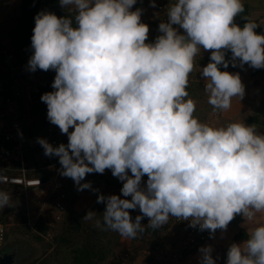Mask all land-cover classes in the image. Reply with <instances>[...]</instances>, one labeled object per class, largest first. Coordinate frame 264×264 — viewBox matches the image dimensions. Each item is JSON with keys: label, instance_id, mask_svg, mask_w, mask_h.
<instances>
[{"label": "clouds", "instance_id": "clouds-1", "mask_svg": "<svg viewBox=\"0 0 264 264\" xmlns=\"http://www.w3.org/2000/svg\"><path fill=\"white\" fill-rule=\"evenodd\" d=\"M136 3L59 0L72 16L35 15L27 67L55 72L54 91L40 100L48 121L68 140L55 148L43 138L37 143L45 156L59 158L60 174L78 191H98L81 181L106 169L122 182L120 194L130 199L98 195L105 210L96 227L135 239L175 217L213 238L237 215L251 221L264 213V133L244 122L202 123L187 91L189 76L195 57L210 51L199 73L207 81L208 104L229 110L245 87L239 73L220 68L264 69V35L256 34L254 22L234 23L244 12L242 0H175L167 22L158 25L161 35L146 43L150 29L141 22L143 10H130ZM150 6L156 7L155 0ZM10 200L0 191V209ZM137 208L142 215L133 221L129 210ZM96 215L88 211L83 220ZM198 251L199 264H216L211 246ZM226 264H264V224L242 244L229 246Z\"/></svg>", "mask_w": 264, "mask_h": 264}, {"label": "trees", "instance_id": "trees-1", "mask_svg": "<svg viewBox=\"0 0 264 264\" xmlns=\"http://www.w3.org/2000/svg\"><path fill=\"white\" fill-rule=\"evenodd\" d=\"M243 5L244 12L237 16L234 20V23H236L240 27H243L244 23L246 22H251L249 19L248 5L246 3H243ZM40 11L53 13L57 17L73 15L72 9L69 10L68 8H62L59 5V0H20V3L18 5V16L16 23L6 31V34L5 36H3V38H0V44L4 47H7L9 51L15 56L16 61L20 64L28 62L29 58L32 55L31 36L33 34L32 30L35 26L34 17ZM255 32L256 34L264 35V27L259 26L255 29ZM205 55V57L198 56L195 58L196 67L193 71L197 75H199L201 69L210 62V51H208ZM230 57L231 53H226L225 58L230 59ZM244 66L250 70L251 76H256L263 71V69H253L247 64H245ZM220 70L228 71L229 73H235L236 71L234 67L231 66V64H229V67L227 69L221 67ZM0 71H4V68L1 67V65ZM1 73L2 72H0V74ZM32 73L44 76V80L35 85L37 91L33 95V98L34 101L38 102V104L32 105V108L30 110V116L36 117L37 113L40 110H45L42 107L46 104L41 102L40 97L42 94L52 91L51 85L53 83L55 74L49 73L48 76V71L45 72L39 69ZM258 83L259 82L257 80L255 84ZM193 89L194 88L192 84L189 83L187 91L189 93H193ZM197 109L198 105H196V110ZM260 117L261 116L258 113L254 115H247L246 122L248 126L255 125L257 130L259 132L261 131L262 133L264 131V119L261 120L259 119ZM42 122L45 123L46 121L44 120ZM48 122H46L45 124H47ZM45 124H43V126H36L35 128L31 129H40L44 127ZM62 138L65 137L62 136ZM0 146L7 147V144L0 141ZM27 157L29 158V160H32L33 154L30 153ZM58 161L59 158L56 156L48 157V160L42 163L35 161L33 163L35 167L33 173H27L26 176L28 178L39 179L43 183H45L54 176L56 171H62L61 165ZM51 163L53 164V166L48 167ZM5 165L6 161L0 158V167H3ZM10 165L13 169L19 166V164L13 162ZM13 169L5 170L0 168V174L14 175L16 174V172ZM93 174L95 175L96 173ZM107 174V177H105V182L107 184H111V181L108 178H114L117 181V183L113 185V190L110 195L119 196L120 189L122 188V182L113 177L110 170L107 171ZM98 177H103V175L98 174ZM62 178L60 180L62 182V186L59 189V192L64 194V198L62 199L63 210L59 212L61 215L58 217L59 220L55 223V227L53 228V238L50 241H47V243L43 244L44 255L34 258L32 259V261L26 262L25 264H131L143 252H145L146 254V264H162V260L166 258H169L171 261L177 260L170 257L171 253L169 250H176L177 245L186 236L187 229L184 224H182L181 222H177L172 218H169L168 222L165 225L156 230H153L149 227H146L148 224L147 217L143 218L141 224L142 226L146 227V231L143 234H138L135 239L126 238L128 239L127 242L129 249H127V252L124 254V256L127 257V260L122 261L119 259V254L120 252H122L121 243L124 237L111 230H103L102 228L95 226L96 220H100L101 224L103 223V212L105 210V204L97 203L96 199L95 201H92L90 205L81 207L80 210H75L73 207L74 202L66 198L63 187L64 179ZM142 179H145V181H147V176H144ZM11 188L15 189V196L11 197L12 200H10L9 205L6 208L0 209V225L3 226V224L6 223V218L9 216V214L14 213V209L16 208L17 211L15 213V216L17 217V220H19L23 224L24 233L29 236V239L40 242L43 241L47 234V231L50 229L48 221L43 220L42 218L36 219L34 223L35 233H31L29 231L30 227L27 225L28 218L23 204L24 196L21 193V191H23V188L16 185H0V190ZM77 192L79 191L77 190ZM91 194L92 196L103 195L107 197V194L104 195V191L101 192V190H92ZM126 199H130V197H127ZM16 203L18 204V206L14 205ZM88 211H92L97 214L96 216H94L93 220H83V217ZM129 212L133 221L135 220V217L137 215H142L139 212L138 208L136 210H129ZM236 217H239V215H237ZM206 231L207 230H205V232ZM207 234L209 235L208 231ZM4 239H6L5 230ZM197 246L198 245H196L192 250L184 252L182 256H185L186 254L194 251ZM155 257H158L162 260L156 261ZM225 263L226 261L224 262V264ZM216 264L221 263L216 262Z\"/></svg>", "mask_w": 264, "mask_h": 264}, {"label": "rangeland", "instance_id": "rangeland-1", "mask_svg": "<svg viewBox=\"0 0 264 264\" xmlns=\"http://www.w3.org/2000/svg\"><path fill=\"white\" fill-rule=\"evenodd\" d=\"M20 0H0V38L5 36L6 31L10 29L17 21L18 16V5ZM175 3V0H155L156 7L150 6V0H137V3L130 9L131 11H135L137 8L142 9L141 22L147 24L149 26V34L148 41L146 43L154 42L155 38L161 33L158 32V25L161 22H167V12L168 8ZM242 3H245L242 1ZM264 0L260 2L262 6ZM162 5L163 10L158 9V6ZM71 10V7L68 8ZM264 15V13L262 14ZM251 21V20H250ZM252 22V21H251ZM261 23V22H260ZM259 23V24H260ZM259 25L258 23H256ZM2 30V31H1ZM182 31V30H181ZM208 51H201L196 57H205ZM195 57V58H196ZM237 64H239L237 62ZM205 65V64H204ZM236 70L235 73H239L241 81L245 87V94L243 99L233 98L231 105H235L237 111H232L231 108L227 111H214L212 106L208 104V94L204 91V86L207 81H204L200 75H197L192 72L189 76V83L193 86V93H189V97L196 102L198 105V109L195 111L194 115L202 122L207 123L214 127L225 126L232 122H244L246 125L247 115H254L258 113L261 117L259 119H264V69L263 71L256 75L251 76L250 70L243 66V68L237 66L234 67ZM50 74H55L54 71H48V76ZM194 73V74H193ZM47 78V77H46ZM48 79V78H47ZM44 80L43 75H38L32 72H28L27 76V86H26V94L30 97L31 95V103L32 105L38 104V102L34 101L33 95L34 89L36 88L39 82ZM258 80V84H255ZM54 91V89H52ZM29 108V109H30ZM45 110H40L37 113L36 117L30 116L27 120V128H35L36 126H43L47 119V106L43 105L42 107ZM46 121L43 123L42 121ZM37 124V125H36ZM71 132L72 129L70 128ZM261 132V131H260ZM264 133V131L262 132ZM42 151V152H41ZM37 150L35 152H30L33 154V159L29 160V158L25 157L24 164L29 169L26 171L27 173H33L34 162L37 161L39 163L46 162L48 160V156L44 155V150ZM27 164V165H26ZM53 164H49L48 167H52ZM90 166V165H89ZM107 169L102 174L103 177H98V174H87L85 179L81 181V183L91 182V188L94 190L104 191V195L107 196L112 193L113 185L117 183L116 179L108 178L111 181V184H107L105 182V177H107ZM17 172V171H15ZM63 187L66 194V198L74 202V209L80 210L81 207L86 205H90L92 201L97 199V196H92V190H83L77 192V186L74 185V182L67 177H63ZM50 184H47L40 189H28L21 191L24 196L23 204L24 209L27 213V225L30 227V232L35 233L34 223L36 219H43L48 221L50 229L47 231V234L43 241H34L29 239V236L26 235L23 231V224L17 220L15 213L17 209L15 208L14 213L9 214L6 218V223L3 224L6 239H4L3 243L0 245V261L9 260L8 264H25L26 262L32 261V259L40 257L43 254L44 248L43 244L47 243L53 238V228L55 227V223L59 220V216L61 215L54 206L55 196L50 193ZM0 191L7 192L11 194V197L15 196V189H1ZM20 193V194H21ZM17 195V193H16ZM122 199H126L125 197L119 195ZM18 206V204H14ZM237 220L236 218L233 220ZM232 222V221H231ZM235 232V231H234ZM128 239L124 238L122 240V249L119 254V259L122 261H126L127 257L124 254L127 252L128 247ZM141 255L145 257V252ZM140 255V256H141ZM167 259V260H166ZM164 260L155 257L156 261L162 260V264H176V262L171 261L169 258ZM122 263V262H121ZM132 264V263H131Z\"/></svg>", "mask_w": 264, "mask_h": 264}, {"label": "built area", "instance_id": "built-area-1", "mask_svg": "<svg viewBox=\"0 0 264 264\" xmlns=\"http://www.w3.org/2000/svg\"><path fill=\"white\" fill-rule=\"evenodd\" d=\"M158 9L159 11L163 10V6L159 5ZM0 65L4 68V71H0L2 72L0 74V141L7 144V147L0 146V158L6 161V165L0 168L12 170L10 165L12 162L19 164L17 168L13 169L17 171L16 174H0V185H16L21 186L23 190H28L40 189L50 184V193L56 198L54 206L58 211H62L64 194L59 192L62 186L60 172L56 171L54 176L45 183L36 178H28L26 171L29 169L25 166L24 159L30 152L43 150L37 143V138L45 139L55 148L60 144L67 145V135L62 134L59 128L50 122L40 129L27 128L31 110V95L29 97L25 93L29 72L27 62L18 63L9 49L0 44ZM36 91L35 88L34 93ZM128 174L131 175L130 172ZM145 182V179H142V185ZM170 218L181 222L187 229L186 236L177 245L176 250H169L171 258L180 259L184 252L192 250L196 245L207 242L209 239L207 231H200L198 226L196 228L189 227V221H181L175 217ZM147 222H149L148 218ZM3 240L4 227L0 225V245Z\"/></svg>", "mask_w": 264, "mask_h": 264}, {"label": "crops", "instance_id": "crops-1", "mask_svg": "<svg viewBox=\"0 0 264 264\" xmlns=\"http://www.w3.org/2000/svg\"><path fill=\"white\" fill-rule=\"evenodd\" d=\"M242 1L248 5L249 19L254 23L259 24L261 22L258 26L264 27V15H262L264 13V3L262 6L260 5L262 0ZM231 110L237 111L236 106L231 105ZM235 218L237 220L233 221ZM235 218L229 223L225 231H221L219 229L216 230L213 238H209L207 242L198 245L194 251L173 262H176V264H199L201 254L198 250L201 247L211 246L212 258L216 262L224 264L227 259V250L229 246L233 243H236L237 245L242 244L248 239V235H250V230L252 228L264 224V213H257L256 217L251 221L247 218H243L240 215L239 217ZM132 264H146V259L143 255L138 256Z\"/></svg>", "mask_w": 264, "mask_h": 264}, {"label": "water", "instance_id": "water-1", "mask_svg": "<svg viewBox=\"0 0 264 264\" xmlns=\"http://www.w3.org/2000/svg\"><path fill=\"white\" fill-rule=\"evenodd\" d=\"M9 263V260L7 261H0V264H8Z\"/></svg>", "mask_w": 264, "mask_h": 264}]
</instances>
